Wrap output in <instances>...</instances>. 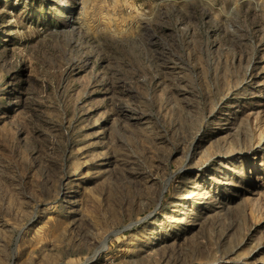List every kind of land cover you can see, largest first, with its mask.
Listing matches in <instances>:
<instances>
[{
    "label": "rangeland",
    "instance_id": "obj_1",
    "mask_svg": "<svg viewBox=\"0 0 264 264\" xmlns=\"http://www.w3.org/2000/svg\"><path fill=\"white\" fill-rule=\"evenodd\" d=\"M0 264H264V0H0Z\"/></svg>",
    "mask_w": 264,
    "mask_h": 264
}]
</instances>
